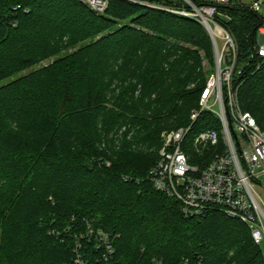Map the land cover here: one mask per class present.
Wrapping results in <instances>:
<instances>
[{
    "label": "trees",
    "instance_id": "16d2710c",
    "mask_svg": "<svg viewBox=\"0 0 264 264\" xmlns=\"http://www.w3.org/2000/svg\"><path fill=\"white\" fill-rule=\"evenodd\" d=\"M190 1L215 5L236 45L239 107L264 129V12ZM178 8L190 10L0 0V264H264L243 222L184 215L148 177L162 130L189 124L214 65L209 34ZM197 118L193 133L219 126Z\"/></svg>",
    "mask_w": 264,
    "mask_h": 264
},
{
    "label": "built area",
    "instance_id": "2783aa9c",
    "mask_svg": "<svg viewBox=\"0 0 264 264\" xmlns=\"http://www.w3.org/2000/svg\"><path fill=\"white\" fill-rule=\"evenodd\" d=\"M81 1L98 12L104 11L109 2ZM185 1L190 10H171L194 17L208 29L215 42L214 69L200 93L198 107L190 113L189 124L161 133L158 158L148 177L156 190L179 202L184 215L201 216L219 209L243 222L252 241L264 247V197L258 191L264 189V129L239 107L233 82L236 45L232 35L215 21V5L197 6ZM247 4L255 12H263L264 0ZM218 38L223 41L221 48ZM255 50L257 57H264V24L258 28ZM202 111L213 113L219 126L208 125L193 133V124ZM100 235L111 254L107 235Z\"/></svg>",
    "mask_w": 264,
    "mask_h": 264
},
{
    "label": "rangeland",
    "instance_id": "374dc122",
    "mask_svg": "<svg viewBox=\"0 0 264 264\" xmlns=\"http://www.w3.org/2000/svg\"><path fill=\"white\" fill-rule=\"evenodd\" d=\"M244 2H250V0H243ZM263 12H264V6H263ZM217 45H218V47L219 48H221V46L223 45V41L220 39V38H218L217 39ZM213 55H214V50H213ZM47 63V61H44V62H42V64H46ZM210 67H208V69H209ZM213 69H214V65L212 66V68H211V71H210V74L213 72ZM29 70V69H28ZM209 74V75H210ZM209 77V76H208ZM170 129H173V128H170ZM170 129H164V130H170ZM164 130H162V132L164 131ZM161 132V133H162ZM161 135V134H160ZM258 191L262 194V196L264 197V189H262L261 187L260 188H258Z\"/></svg>",
    "mask_w": 264,
    "mask_h": 264
},
{
    "label": "water",
    "instance_id": "95a60500",
    "mask_svg": "<svg viewBox=\"0 0 264 264\" xmlns=\"http://www.w3.org/2000/svg\"><path fill=\"white\" fill-rule=\"evenodd\" d=\"M205 30L207 31V33H208L209 36H210V39H211V42H212V47H213V50H214V52H215V42H214L212 36L210 35V33H209V31H208V29H207L206 27H205Z\"/></svg>",
    "mask_w": 264,
    "mask_h": 264
}]
</instances>
